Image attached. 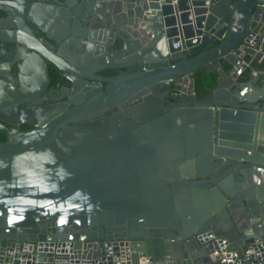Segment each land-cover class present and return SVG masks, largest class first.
<instances>
[{
  "label": "water",
  "instance_id": "water-1",
  "mask_svg": "<svg viewBox=\"0 0 264 264\" xmlns=\"http://www.w3.org/2000/svg\"><path fill=\"white\" fill-rule=\"evenodd\" d=\"M0 11V114L16 126L0 124V264H264V0ZM49 64L79 93L23 108L43 104ZM201 69L218 75L204 100ZM120 106L113 129L85 126ZM48 243L60 254L48 259Z\"/></svg>",
  "mask_w": 264,
  "mask_h": 264
},
{
  "label": "flooded vegetation",
  "instance_id": "flooded-vegetation-1",
  "mask_svg": "<svg viewBox=\"0 0 264 264\" xmlns=\"http://www.w3.org/2000/svg\"><path fill=\"white\" fill-rule=\"evenodd\" d=\"M36 31H37V33L39 35L40 34L39 31L37 29H36ZM91 61H92V59L90 60V62ZM16 69H17L16 65H14L13 68H12V73L17 74V70ZM76 72H79V71L76 69ZM48 74H49V70H48ZM100 74L103 75L104 77H109V76H113V75L118 74V71L105 69V70H102L100 72ZM49 77H50V75H49ZM64 78H66V77L64 76ZM63 81H62V83L59 82V83H57L56 86L51 87L50 86L51 78H50V81L47 84V88L40 94V97L43 98V100H44L43 104L41 106L32 105L33 104L32 101H34V98L31 97L29 104L25 105L26 107H23V108H26L27 110L36 111V110H38L40 108H44V107L47 108V107H50V106L63 105L64 103L69 102V99L63 98L67 94L66 88H68V90H69V92H68L69 97L75 96L76 94H78L79 93L78 91H80V89L76 88L78 91L74 92V88H73L72 83L70 85H63ZM104 86H105V83H103V88H104ZM85 87H86V90H88V86L86 84L83 85V88H85ZM183 87H184V85L182 86V88ZM175 90L176 89L174 88V86L171 87L170 95H174L176 93L180 94V92H177ZM184 93H186V92H184ZM61 98H63V99H61ZM35 100H37V99H35ZM161 100L166 105H174L175 104L174 100H170L168 104H167L165 99L162 98ZM137 102H139V100H136L135 102H132V103L128 104V107L133 106ZM114 111H116V112H120L121 111L122 114H124V110H123V108L121 106L120 107H115L110 112L108 111V112L102 114V116H98V117H95V118H90L85 123V126L89 127L90 129H97V130L100 129V131H107V130H109V127H110V129H113L114 125L113 126H109L107 124V122L112 123V119H113V116H114L113 115ZM116 121L119 122V118L118 117L116 118ZM0 124H3L5 126H7L8 128H15L16 127V126L11 125L9 123V121L6 118H4L1 114H0ZM105 124L107 125L106 127H105ZM37 125H38V121L35 118H33L30 123L21 124V130L24 131V132H28V131H31L33 129H36ZM97 126H99V128H97ZM0 135L5 136L6 139H5L4 142H6L7 140H9V138L11 136V132L10 131H6V130H0ZM4 142H2V143H4Z\"/></svg>",
  "mask_w": 264,
  "mask_h": 264
},
{
  "label": "trees",
  "instance_id": "trees-1",
  "mask_svg": "<svg viewBox=\"0 0 264 264\" xmlns=\"http://www.w3.org/2000/svg\"><path fill=\"white\" fill-rule=\"evenodd\" d=\"M5 16L3 12L0 11V17ZM231 66L226 64V68L229 69ZM49 75L51 78L50 86L54 87L57 83H62L63 85H70L71 82L64 78V75L53 65L49 64ZM218 75L212 71L207 72L206 69H201L197 71L194 75V91L198 99L204 100L212 95L216 89ZM176 91V90H175ZM5 136L0 135V143L5 141Z\"/></svg>",
  "mask_w": 264,
  "mask_h": 264
},
{
  "label": "built area",
  "instance_id": "built-area-1",
  "mask_svg": "<svg viewBox=\"0 0 264 264\" xmlns=\"http://www.w3.org/2000/svg\"><path fill=\"white\" fill-rule=\"evenodd\" d=\"M123 241L125 242V241H127V239L126 240H123ZM42 248H44L43 252L45 253L46 256L48 254L49 255H52V256H57L58 254H60L57 251L58 250V243H54L52 246H51L50 243H48L46 246L44 245ZM48 259H49V257H48Z\"/></svg>",
  "mask_w": 264,
  "mask_h": 264
},
{
  "label": "bare ground",
  "instance_id": "bare-ground-1",
  "mask_svg": "<svg viewBox=\"0 0 264 264\" xmlns=\"http://www.w3.org/2000/svg\"><path fill=\"white\" fill-rule=\"evenodd\" d=\"M82 10V9H81ZM68 38V37H67ZM66 40V39H65ZM95 56V54H93V56L92 57H94ZM91 57V58H92ZM91 60V59H90ZM89 60V61H90ZM93 60V59H92ZM68 67H70L73 71H76V68H75V66H72V65H69ZM179 83H181L182 85H184V88H186V85L188 86V85H190V80H189V78L188 77H184V78H182L181 80H179L178 81ZM191 96V94L190 93H185L184 94V97L183 98H189ZM10 111H12V110H10ZM33 118H34V116H33Z\"/></svg>",
  "mask_w": 264,
  "mask_h": 264
},
{
  "label": "crops",
  "instance_id": "crops-1",
  "mask_svg": "<svg viewBox=\"0 0 264 264\" xmlns=\"http://www.w3.org/2000/svg\"><path fill=\"white\" fill-rule=\"evenodd\" d=\"M227 78L229 79L230 78V75H228ZM189 90H190V86L189 85L188 86L186 85V91L189 92Z\"/></svg>",
  "mask_w": 264,
  "mask_h": 264
},
{
  "label": "rangeland",
  "instance_id": "rangeland-1",
  "mask_svg": "<svg viewBox=\"0 0 264 264\" xmlns=\"http://www.w3.org/2000/svg\"><path fill=\"white\" fill-rule=\"evenodd\" d=\"M181 90H182V91H181ZM180 91H181V92H186V93H188V92L186 91V88H184V87H183L182 89L180 88Z\"/></svg>",
  "mask_w": 264,
  "mask_h": 264
},
{
  "label": "clouds",
  "instance_id": "clouds-1",
  "mask_svg": "<svg viewBox=\"0 0 264 264\" xmlns=\"http://www.w3.org/2000/svg\"><path fill=\"white\" fill-rule=\"evenodd\" d=\"M194 90V89H193ZM195 92V91H194Z\"/></svg>",
  "mask_w": 264,
  "mask_h": 264
}]
</instances>
